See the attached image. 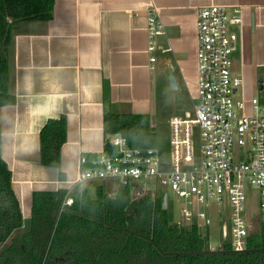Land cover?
<instances>
[{
    "label": "crops",
    "instance_id": "obj_1",
    "mask_svg": "<svg viewBox=\"0 0 264 264\" xmlns=\"http://www.w3.org/2000/svg\"><path fill=\"white\" fill-rule=\"evenodd\" d=\"M207 5L240 8V24H228L237 35L231 69L241 75V95L254 97L255 87L264 88V0H53L49 20L11 25L0 49L14 104L0 108V157L22 220L30 216L33 192L67 189L79 155L102 150L105 112L152 116L151 125L188 112L176 115L172 108L194 101V14ZM150 7L163 34L147 52ZM169 72L176 90L168 88ZM58 117L65 122L58 168L42 166L38 132Z\"/></svg>",
    "mask_w": 264,
    "mask_h": 264
},
{
    "label": "built area",
    "instance_id": "obj_2",
    "mask_svg": "<svg viewBox=\"0 0 264 264\" xmlns=\"http://www.w3.org/2000/svg\"><path fill=\"white\" fill-rule=\"evenodd\" d=\"M240 24L237 6L207 5L195 10V94L192 111L167 120L168 158L154 147H130L113 134L95 154H80L77 173L69 183L59 210L72 203L70 192L88 181L111 180L129 186L138 197L149 188H167L179 201L180 228L209 222L210 206L226 203L232 251L245 248L250 220L245 217L247 188L255 189L259 228L264 229V103L241 95V75L231 69V52L237 40L228 24ZM146 51L154 37L163 34L156 9L146 17ZM154 58H148L152 69ZM239 91L238 97L233 98ZM197 132V156L192 131ZM217 214H219V211ZM203 240L204 236L199 235Z\"/></svg>",
    "mask_w": 264,
    "mask_h": 264
},
{
    "label": "trees",
    "instance_id": "obj_3",
    "mask_svg": "<svg viewBox=\"0 0 264 264\" xmlns=\"http://www.w3.org/2000/svg\"><path fill=\"white\" fill-rule=\"evenodd\" d=\"M53 0H0V47L10 27L21 21H47ZM14 104L9 67L0 49V108ZM147 115L105 112L103 133L119 134L130 147H154V125ZM63 117L47 119L38 132L39 163L58 168L64 141ZM61 179L60 173L58 174ZM113 184L107 193L104 182ZM83 186L59 210L66 189L31 194L30 216L22 220L10 187V172L0 157V264H264V229L251 232L245 248L205 252L195 226L180 228L167 220L158 188L133 197L131 188L103 180ZM167 207V206H166Z\"/></svg>",
    "mask_w": 264,
    "mask_h": 264
},
{
    "label": "rangeland",
    "instance_id": "obj_4",
    "mask_svg": "<svg viewBox=\"0 0 264 264\" xmlns=\"http://www.w3.org/2000/svg\"><path fill=\"white\" fill-rule=\"evenodd\" d=\"M251 96L257 98L260 104L264 103V88L262 90H257L256 87L253 89ZM239 91L235 93L233 98H237ZM194 101L184 99L180 103H177L173 108V113L176 115L183 114L184 111H188L191 113L192 111V103ZM162 121V122H161ZM166 120L155 119L154 132L156 135V149L159 152V155L162 158H168L170 148L168 146V126L165 122ZM192 147L194 150V156H197V132L195 129L192 131ZM95 180L88 181L85 183V186H88V191L90 195H93V183ZM104 187L107 193H112L114 190V186L111 182L105 181ZM159 194L166 195V212H167V220L169 223L178 224L181 223V217L179 213V201L175 199L171 191L167 188H159ZM78 192V187H75L70 192L72 196L76 195ZM145 192H148V188L145 189ZM71 197V196H70ZM219 214H217V211ZM209 222L204 224L202 220H198L196 223L197 232L199 235L204 236L205 246L207 250L214 251L220 248L222 245H226L229 242V229H228V211L226 207V203H223L219 207L210 206L207 210L205 209ZM244 213L245 217L250 220L249 222V234L253 231H256L259 227L256 216H257V205H256V197H255V189L252 187L247 188L246 198L244 201ZM182 226H184L182 224Z\"/></svg>",
    "mask_w": 264,
    "mask_h": 264
},
{
    "label": "water",
    "instance_id": "obj_5",
    "mask_svg": "<svg viewBox=\"0 0 264 264\" xmlns=\"http://www.w3.org/2000/svg\"><path fill=\"white\" fill-rule=\"evenodd\" d=\"M168 88L169 90H176V83L174 81V78L172 76V73H168ZM150 121L153 122V117H150ZM161 209L165 210L166 209V195L162 194L161 196ZM205 252H220L219 250H214V251H205Z\"/></svg>",
    "mask_w": 264,
    "mask_h": 264
}]
</instances>
